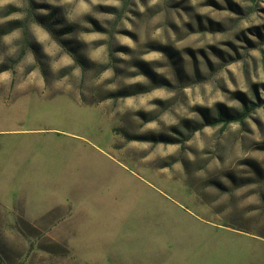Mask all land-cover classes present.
<instances>
[{
  "label": "rangeland",
  "instance_id": "374dc122",
  "mask_svg": "<svg viewBox=\"0 0 264 264\" xmlns=\"http://www.w3.org/2000/svg\"><path fill=\"white\" fill-rule=\"evenodd\" d=\"M0 264H264V0H0Z\"/></svg>",
  "mask_w": 264,
  "mask_h": 264
},
{
  "label": "trees",
  "instance_id": "16d2710c",
  "mask_svg": "<svg viewBox=\"0 0 264 264\" xmlns=\"http://www.w3.org/2000/svg\"><path fill=\"white\" fill-rule=\"evenodd\" d=\"M6 26L4 32L7 33L14 28V26ZM7 27L8 30H7ZM253 110V107L245 104L240 111L236 110H222L218 109L215 115L203 114V122H201L200 127L195 131L200 130L201 128L208 126H219L227 127L231 124H244L245 119L249 116L250 112Z\"/></svg>",
  "mask_w": 264,
  "mask_h": 264
},
{
  "label": "crops",
  "instance_id": "0c3cea01",
  "mask_svg": "<svg viewBox=\"0 0 264 264\" xmlns=\"http://www.w3.org/2000/svg\"><path fill=\"white\" fill-rule=\"evenodd\" d=\"M82 209H83V211H84V208L81 206L80 209H79V211H82ZM54 211H55V210H54ZM70 247H71V246H70ZM70 249H71V248H70ZM71 251L73 252V256H74L75 258H77V255L74 254L73 249H71Z\"/></svg>",
  "mask_w": 264,
  "mask_h": 264
}]
</instances>
